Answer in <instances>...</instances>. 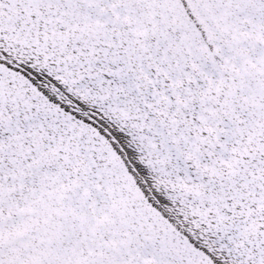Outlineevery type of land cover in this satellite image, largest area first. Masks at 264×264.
<instances>
[{
    "label": "snow or ice",
    "instance_id": "6c2138e0",
    "mask_svg": "<svg viewBox=\"0 0 264 264\" xmlns=\"http://www.w3.org/2000/svg\"><path fill=\"white\" fill-rule=\"evenodd\" d=\"M0 264H264V0H0Z\"/></svg>",
    "mask_w": 264,
    "mask_h": 264
}]
</instances>
